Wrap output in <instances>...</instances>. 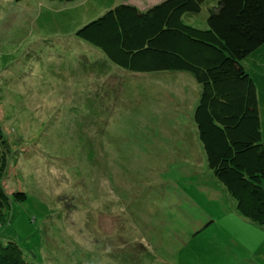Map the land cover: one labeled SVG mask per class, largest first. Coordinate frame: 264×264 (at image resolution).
<instances>
[{"label":"rangeland","instance_id":"obj_1","mask_svg":"<svg viewBox=\"0 0 264 264\" xmlns=\"http://www.w3.org/2000/svg\"><path fill=\"white\" fill-rule=\"evenodd\" d=\"M217 4L183 21L207 28ZM86 6L0 0V123L12 149L2 182L27 194L0 215V240L29 264H264V225L208 166L194 120L201 85L187 71L122 68L39 22L45 9Z\"/></svg>","mask_w":264,"mask_h":264},{"label":"trees","instance_id":"obj_2","mask_svg":"<svg viewBox=\"0 0 264 264\" xmlns=\"http://www.w3.org/2000/svg\"><path fill=\"white\" fill-rule=\"evenodd\" d=\"M120 1L87 0L85 12L45 9L39 22L63 26L130 71L192 73L202 87L194 120L208 166L238 211L264 225V0H218L207 28L183 21L205 0H162L145 8ZM11 150L0 123V215L12 201L27 200L24 191L9 195L2 182ZM0 264L29 262L17 242L0 240Z\"/></svg>","mask_w":264,"mask_h":264}]
</instances>
